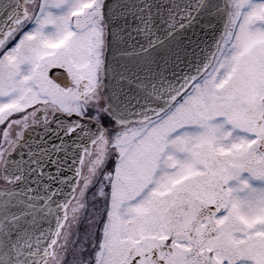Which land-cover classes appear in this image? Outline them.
<instances>
[{"label":"snow or ice","instance_id":"snow-or-ice-1","mask_svg":"<svg viewBox=\"0 0 264 264\" xmlns=\"http://www.w3.org/2000/svg\"><path fill=\"white\" fill-rule=\"evenodd\" d=\"M0 264H264V0H0Z\"/></svg>","mask_w":264,"mask_h":264}]
</instances>
